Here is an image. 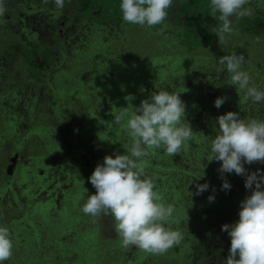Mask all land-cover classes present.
<instances>
[{
    "label": "trees",
    "instance_id": "16d2710c",
    "mask_svg": "<svg viewBox=\"0 0 264 264\" xmlns=\"http://www.w3.org/2000/svg\"><path fill=\"white\" fill-rule=\"evenodd\" d=\"M112 1L65 0L62 10L47 1L39 25L23 33L7 18L17 16L19 1L0 0V223L14 239L6 264H225L228 252L217 250L230 239L221 225L238 219L239 202L250 190L235 173L224 174L231 188L222 190L220 162L206 160L218 131L215 118L237 111L244 119H264V104L244 102L217 59L243 55L253 83L264 87V0H249L252 14L232 18L235 32L227 42L218 38L221 22L209 0H174L164 24L153 27L124 22L120 0H114L118 10ZM33 4L24 0L23 11L34 12ZM70 7L82 15L75 26L65 19ZM160 89L180 92L193 134L173 156L152 151L143 168L174 207L165 226L183 239L160 255L123 249L111 217L93 219L78 209L80 219L67 227L62 216L71 217L69 201L81 205L95 192L87 177L96 164L130 146L112 121L127 106L124 97L134 95L138 105ZM219 96L226 99L216 108ZM106 132L115 143L100 140ZM14 152L26 161L10 173L4 165ZM245 168L264 171V164ZM205 182L208 189L196 195V184ZM42 204L44 214H38ZM26 247L35 250L34 258H27Z\"/></svg>",
    "mask_w": 264,
    "mask_h": 264
},
{
    "label": "clouds",
    "instance_id": "9594fccd",
    "mask_svg": "<svg viewBox=\"0 0 264 264\" xmlns=\"http://www.w3.org/2000/svg\"><path fill=\"white\" fill-rule=\"evenodd\" d=\"M51 2L57 9L65 6V0ZM173 3L174 0H120L119 9L124 22L153 27L164 24ZM248 4L249 0H209L210 12L218 13L221 22L217 28L220 41L234 34L233 17L252 14ZM245 63V57L235 52L217 59L221 70L229 74L231 85L243 93L244 102L264 104V87L253 83ZM124 99L127 106L119 107L112 121L127 134L130 146L123 153L114 150L96 164L87 177L95 192L84 197L80 210L93 219L111 217L123 249L135 247L160 255L178 244L183 235L165 226L173 220L174 207L155 190V182L144 174L143 164L154 150L169 156L179 153L193 130L185 119L186 106L180 92L154 90L138 105L132 104V94ZM225 99L215 98L214 107L220 108ZM215 125L218 131L210 141L206 160L220 162L217 171L222 177L221 189L231 188L224 174L235 173L244 177V187L250 190L239 202L238 219L221 225V231L230 239L225 264H264V171L245 168L253 163L264 164V119H244L237 111H227L215 118ZM100 140L116 142L107 132ZM195 187L199 195L209 185L205 182ZM207 199L212 202L215 196L210 194ZM13 249L10 228L0 223V264L13 256Z\"/></svg>",
    "mask_w": 264,
    "mask_h": 264
},
{
    "label": "flooded vegetation",
    "instance_id": "af4514ba",
    "mask_svg": "<svg viewBox=\"0 0 264 264\" xmlns=\"http://www.w3.org/2000/svg\"><path fill=\"white\" fill-rule=\"evenodd\" d=\"M18 4H17V9L16 11L18 12L17 13V16H15V14L13 15V17H10L11 15H8L9 17L8 20H9V24L11 25H17L19 26V28L21 29V31L24 33L25 31V27L27 28V31L30 32V30H28V28L30 29H34L35 27H37L39 25V20H42V17H40V14H44L43 13V10H42V7L40 6H46V3L48 1V3L50 2V4L54 5L51 0H32L33 3L36 4V6H29L30 9H32L34 12H25V8L23 9V2L24 0H18ZM66 4V2H65ZM25 10V11H23ZM72 10V12H71ZM77 9H72L71 7L67 10L66 9V12H68V14H70L71 12V15L70 17H66V22L68 23V25L70 26H75V23L77 20H79L80 18H82V15L78 12H76ZM51 14V13H49ZM46 15V14H45ZM48 16V15H46ZM121 22V21H120ZM118 22V23H120ZM122 24V22H121ZM1 135V134H0ZM7 145H9V143L7 142ZM18 153V156L16 158H13L14 155L16 154V152H14V155L13 154H10L6 157V163L4 165V168H8V165L11 164V162H14L15 164L13 166H16L18 163H23L26 161V159H24V153L22 152H17ZM20 156V157H19ZM11 160V162H9ZM15 167H12V168H9L8 170L10 172H13ZM13 169V170H12ZM44 192H46L44 190Z\"/></svg>",
    "mask_w": 264,
    "mask_h": 264
},
{
    "label": "rangeland",
    "instance_id": "374dc122",
    "mask_svg": "<svg viewBox=\"0 0 264 264\" xmlns=\"http://www.w3.org/2000/svg\"><path fill=\"white\" fill-rule=\"evenodd\" d=\"M106 5V4H105ZM111 5H114L115 6V8L118 10V6H117V4H115V2H114V0L110 3V6ZM33 6L35 7L36 6V4L34 3L33 4ZM37 7V6H36ZM43 8H44V6H42ZM71 12H72V10H71ZM71 12H70V14H66V16H65V19H66V17H70V15H71ZM160 37H162V36H160ZM238 35L235 37V39L234 40H239L238 39ZM166 41H169V40H166ZM228 41V38H226L223 42H227ZM161 42H163V45H165V40H163V41H161ZM147 47L148 48H150V49H152L154 46H153V44H151V43H149V44H147ZM99 56V55H98ZM117 80H121V79H119V78H117ZM69 204H70V206H69V208H67V214L66 215H70L71 217H69V218H67L66 216H62V218H64L65 219V222H66V225H67V227H69V228H73V227H75V220H79L80 219V217L76 214L77 213V209H78V212H79V210H80V208H79V205H80V203H79V199L77 200V201H74V200H71V201H69ZM44 204H42V206H40L39 207V211L37 212L38 214H44ZM65 211V210H64ZM50 221H53V222H55V223H57L56 221H54V220H50ZM56 227L59 229L60 228V225L59 224H56ZM61 227H64L63 225L61 226ZM54 231L57 233L58 232V230L57 229H54ZM80 238H82V239H85L86 241H88V242H90L91 241V239H87L86 237H84V236H79ZM228 237V236H227ZM78 238V237H77ZM75 240V239H74ZM78 240V239H77ZM85 241V242H86ZM82 243L84 244V242L82 241ZM228 242L226 241L225 242V246L224 247H221V250L220 251H218L217 250V252L218 253H221V252H228V249H227V246H228V244H227ZM66 246H70V243L69 244H66ZM228 248H229V246H228ZM25 250H26V252H25V255L27 256V258L29 259V258H34L35 256H34V252H35V250L34 251H32L30 248H28V247H26L25 248ZM29 256H31V257H29ZM45 260H47V259H45Z\"/></svg>",
    "mask_w": 264,
    "mask_h": 264
},
{
    "label": "water",
    "instance_id": "95a60500",
    "mask_svg": "<svg viewBox=\"0 0 264 264\" xmlns=\"http://www.w3.org/2000/svg\"><path fill=\"white\" fill-rule=\"evenodd\" d=\"M17 156H18V153H16V154L14 155L13 158H16ZM14 164H15L14 162H11V164L8 165V168L6 169L7 172H10L8 169H9V168H12ZM10 173H11V172H10Z\"/></svg>",
    "mask_w": 264,
    "mask_h": 264
}]
</instances>
